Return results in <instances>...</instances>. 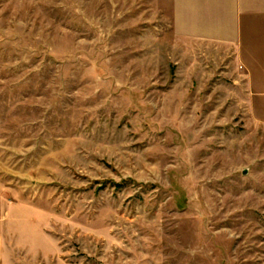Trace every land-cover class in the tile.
<instances>
[{"label": "rangeland", "instance_id": "rangeland-1", "mask_svg": "<svg viewBox=\"0 0 264 264\" xmlns=\"http://www.w3.org/2000/svg\"><path fill=\"white\" fill-rule=\"evenodd\" d=\"M174 1L0 0L2 264H264V91Z\"/></svg>", "mask_w": 264, "mask_h": 264}, {"label": "crops", "instance_id": "crops-1", "mask_svg": "<svg viewBox=\"0 0 264 264\" xmlns=\"http://www.w3.org/2000/svg\"><path fill=\"white\" fill-rule=\"evenodd\" d=\"M174 32L227 49L245 91H264V0H175ZM6 232L0 221V264Z\"/></svg>", "mask_w": 264, "mask_h": 264}]
</instances>
